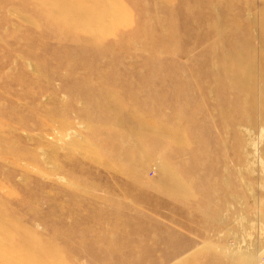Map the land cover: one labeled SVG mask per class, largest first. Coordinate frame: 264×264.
I'll list each match as a JSON object with an SVG mask.
<instances>
[{"label": "rangeland", "instance_id": "rangeland-1", "mask_svg": "<svg viewBox=\"0 0 264 264\" xmlns=\"http://www.w3.org/2000/svg\"><path fill=\"white\" fill-rule=\"evenodd\" d=\"M0 264H264V0H0Z\"/></svg>", "mask_w": 264, "mask_h": 264}]
</instances>
